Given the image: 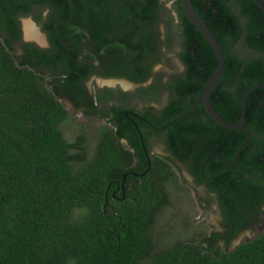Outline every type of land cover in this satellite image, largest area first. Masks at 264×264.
Masks as SVG:
<instances>
[{
	"label": "trees",
	"instance_id": "1",
	"mask_svg": "<svg viewBox=\"0 0 264 264\" xmlns=\"http://www.w3.org/2000/svg\"><path fill=\"white\" fill-rule=\"evenodd\" d=\"M192 3L222 50L225 73L220 86L235 85L239 99L233 107L219 108V113L226 121L238 123L246 92L264 84V14L251 0ZM176 10L184 21L182 58L189 78L178 91L186 101L173 104L181 113L195 103L217 64L204 38L186 18L180 0ZM237 12L246 17L244 31ZM240 41L256 56L243 60L234 52V43ZM220 93L228 94L226 90ZM256 95L263 96L264 90L251 94L247 118L253 116L250 103ZM200 113L195 109L188 117L196 121ZM70 120L69 112L41 78L17 65L0 41V264H264V231L233 251H214L202 243L184 241L156 251L152 230L161 211L170 204L167 184L178 182L175 171L164 159H154L145 177L127 178L124 197L123 175L148 170L138 134L99 128L95 131L96 148L90 155L86 131L74 142L65 138L62 127ZM248 126L257 149L251 154L250 145L241 156L250 168L244 171L257 180L238 184L232 194L240 204L233 213L240 212L237 215L241 217L243 211L252 210L264 183L263 144L256 126L250 122ZM178 130L201 138L194 164L197 177L202 156L209 154L213 142L221 145L214 154L234 158L246 140L244 134L215 122H195ZM123 139L130 149L122 144ZM179 158L186 155L179 154ZM245 229L244 222L238 223L232 236Z\"/></svg>",
	"mask_w": 264,
	"mask_h": 264
},
{
	"label": "flooded vegetation",
	"instance_id": "2",
	"mask_svg": "<svg viewBox=\"0 0 264 264\" xmlns=\"http://www.w3.org/2000/svg\"><path fill=\"white\" fill-rule=\"evenodd\" d=\"M177 3L178 0H0V41L11 53L18 48L16 64L41 78L45 88L69 112L71 120L66 124L75 121L82 132L93 125L94 131L111 127L128 134L137 133L140 144L142 136L147 156L143 152L150 168L154 159L162 158L175 173V169L183 175L185 172V177L204 191L220 214V221L215 225L219 230L211 233L206 243H197L214 251L219 248L229 251L246 230H255L252 238L246 235L242 238L246 242L263 233L264 183L252 210L243 211V217L237 215L240 212L233 213L240 207L239 199L232 197L235 188L242 182L257 180L244 171L250 168L243 161L242 152L238 158L237 152L234 158L214 154L221 145L213 142L209 154L202 156L200 177H197L194 164L200 154L201 138L190 137L178 129L195 122L203 125L215 121L201 102L195 108L201 111L198 120L191 121L188 114L171 124L183 113H179L180 109L174 110L173 104L186 101L178 92L179 87L189 82L188 65L182 58L184 21L177 13ZM236 17L244 31L246 17L238 12ZM233 51L243 60L256 56L242 41L234 43ZM173 56L177 57L180 67H175ZM200 72L203 77V68ZM258 86L264 84L253 88ZM221 90L228 94H221ZM210 100L221 116L219 108L233 107L239 101L235 85H219ZM250 105L253 116L247 118L246 110L245 123L250 143L245 148L251 145L249 152L254 154L257 145L252 144L254 136L248 123L256 126L264 148V95H256ZM143 133L148 136L147 140ZM121 142L131 148L127 140ZM153 144L161 146V155L153 153ZM179 154L186 158L180 159ZM174 183L177 182H169L167 190ZM240 222L245 223L246 229L232 236Z\"/></svg>",
	"mask_w": 264,
	"mask_h": 264
},
{
	"label": "rangeland",
	"instance_id": "3",
	"mask_svg": "<svg viewBox=\"0 0 264 264\" xmlns=\"http://www.w3.org/2000/svg\"><path fill=\"white\" fill-rule=\"evenodd\" d=\"M165 1V0H164ZM167 2V1H166ZM169 2V6H171ZM12 52L14 58H17L19 50L15 47ZM175 67H180L177 63V57L172 58ZM18 63V62H17ZM95 124V123H94ZM74 121L62 127V131L68 142H74L81 128ZM86 131L88 135V151L92 155L96 148V132L94 126ZM127 148V146L124 144ZM152 151L155 155H161L162 149L160 145L153 144ZM178 175V182L168 185L169 202L168 207L164 208L153 227L152 236L155 243V250H165L177 242H199L206 241L211 233L218 231V226H215L217 221H220V214L217 212V207L206 196L201 188L193 185V183L185 177V172L175 169ZM255 230H246L240 234V238H245V235L252 238ZM243 240L241 244L245 243ZM206 243V242H204ZM230 251V250H229Z\"/></svg>",
	"mask_w": 264,
	"mask_h": 264
},
{
	"label": "water",
	"instance_id": "4",
	"mask_svg": "<svg viewBox=\"0 0 264 264\" xmlns=\"http://www.w3.org/2000/svg\"><path fill=\"white\" fill-rule=\"evenodd\" d=\"M252 3L259 8L263 14H264V0H251ZM181 6L183 9V12L188 19V21L193 25V27L201 34V36L204 38L206 41L207 45L210 47L211 51L213 52L215 59H216V71L214 75L211 77V79L207 82L205 87L203 88L200 96L196 100V102L188 108L186 111H184L180 116H178L171 124L177 123L180 119L185 117L186 115L190 114L201 102L204 103L205 108L210 115V117L220 126L227 130L231 131H239L242 132L246 135L247 139L241 144V146L237 150V158L240 156L242 150L247 147L250 143V135L248 131L245 129V123H246V110H247V102L250 94L256 90H259L261 88H264V86H258L253 89H251L245 96L244 103H243V109H242V117H241V122L239 124H233L228 121H226L222 116H220L216 110L213 108L211 104L210 97L214 93V91L219 87L220 83L222 82L224 73H225V60L224 56L222 53V50L211 32V30L208 28L206 25L205 21L203 18L200 16V14L197 12L195 9L192 0H180ZM140 135V134H139ZM141 139V146L143 147V150L147 156V151L146 147L144 145L142 136L140 135ZM148 162V170L143 173V174H137V173H127L123 175L124 181L122 183V190H123V195L125 197V182L129 176H133L135 178H143L147 175L150 169V161L147 160ZM115 196V194H113ZM108 204V201H106V204L104 205L103 209H106V206ZM242 243V237H238L233 243L230 248V251L235 250L240 244Z\"/></svg>",
	"mask_w": 264,
	"mask_h": 264
}]
</instances>
